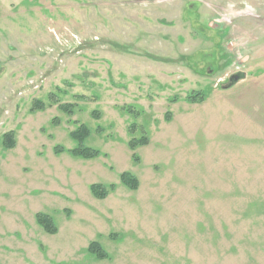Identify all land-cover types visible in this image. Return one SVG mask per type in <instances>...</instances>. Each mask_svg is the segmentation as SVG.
<instances>
[{"label": "rangeland", "instance_id": "374dc122", "mask_svg": "<svg viewBox=\"0 0 264 264\" xmlns=\"http://www.w3.org/2000/svg\"><path fill=\"white\" fill-rule=\"evenodd\" d=\"M11 2L0 264H264V0ZM82 126L96 159L70 154ZM94 184L116 190L100 200Z\"/></svg>", "mask_w": 264, "mask_h": 264}, {"label": "trees", "instance_id": "16d2710c", "mask_svg": "<svg viewBox=\"0 0 264 264\" xmlns=\"http://www.w3.org/2000/svg\"><path fill=\"white\" fill-rule=\"evenodd\" d=\"M205 99L204 95H200L197 98L198 102H201ZM38 110L44 109V104L39 102L37 107ZM61 110L68 114H72V108L73 105H62ZM91 132L90 130L82 126L78 131L71 134L74 141L77 142L78 147L76 149L71 150L70 154L73 157L82 158L85 160H92L98 158L101 154L99 151L86 147L85 141L90 137ZM149 141L146 137H143L141 139H134L130 142L129 146L132 150H135L138 147L146 146L148 145ZM15 141L10 139L6 145L8 149L14 148ZM57 153L60 154L64 152L62 148L56 149ZM135 158V157H134ZM121 182L124 186L129 188L130 190H137L139 183L138 181L129 173H123L121 175ZM91 193L93 196L97 199L104 200L106 199L110 193L114 192L116 190L115 185H109L104 186L102 184H94L91 186ZM37 223L50 235H57L58 234V228L54 222L53 217L47 214L39 213L36 216ZM88 252L90 255L94 256L98 260H107L109 259L108 253L104 250V248L101 246L99 242H92L89 245Z\"/></svg>", "mask_w": 264, "mask_h": 264}, {"label": "water", "instance_id": "95a60500", "mask_svg": "<svg viewBox=\"0 0 264 264\" xmlns=\"http://www.w3.org/2000/svg\"><path fill=\"white\" fill-rule=\"evenodd\" d=\"M246 77H247L246 73H239V74H237V75H234V76L230 79L231 84H232V85H235V84L238 83L239 81L246 79Z\"/></svg>", "mask_w": 264, "mask_h": 264}, {"label": "crops", "instance_id": "0c3cea01", "mask_svg": "<svg viewBox=\"0 0 264 264\" xmlns=\"http://www.w3.org/2000/svg\"><path fill=\"white\" fill-rule=\"evenodd\" d=\"M10 1H12V0H0V12H1V9L5 8V6L9 8V7H11V5H13L14 2L10 3ZM16 1L18 3V2L23 1V0H16Z\"/></svg>", "mask_w": 264, "mask_h": 264}]
</instances>
